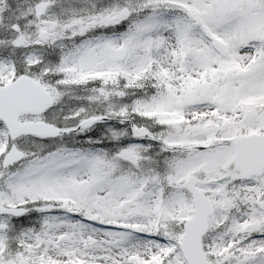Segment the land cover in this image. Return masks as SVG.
I'll return each instance as SVG.
<instances>
[{
    "label": "snow or ice",
    "instance_id": "1",
    "mask_svg": "<svg viewBox=\"0 0 264 264\" xmlns=\"http://www.w3.org/2000/svg\"><path fill=\"white\" fill-rule=\"evenodd\" d=\"M0 264H264V0H0Z\"/></svg>",
    "mask_w": 264,
    "mask_h": 264
}]
</instances>
